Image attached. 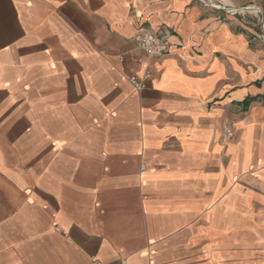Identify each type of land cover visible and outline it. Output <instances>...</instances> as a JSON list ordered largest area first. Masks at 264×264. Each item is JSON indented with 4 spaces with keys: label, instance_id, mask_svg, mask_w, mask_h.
<instances>
[{
    "label": "crops",
    "instance_id": "crops-1",
    "mask_svg": "<svg viewBox=\"0 0 264 264\" xmlns=\"http://www.w3.org/2000/svg\"><path fill=\"white\" fill-rule=\"evenodd\" d=\"M262 27L264 0H0V264H264Z\"/></svg>",
    "mask_w": 264,
    "mask_h": 264
},
{
    "label": "built area",
    "instance_id": "built-area-1",
    "mask_svg": "<svg viewBox=\"0 0 264 264\" xmlns=\"http://www.w3.org/2000/svg\"><path fill=\"white\" fill-rule=\"evenodd\" d=\"M170 36V30L162 27L158 30H152L148 27H139L134 36L133 40L140 50H142L147 55L152 57H159L167 52L168 49V39ZM260 38L264 40V27L261 29ZM149 77V71L146 70L141 76L137 74H131L128 77V81L137 90L141 91L146 87V80ZM225 138H230L233 136V130L231 127H227L224 130ZM92 264H103L98 260H93Z\"/></svg>",
    "mask_w": 264,
    "mask_h": 264
}]
</instances>
